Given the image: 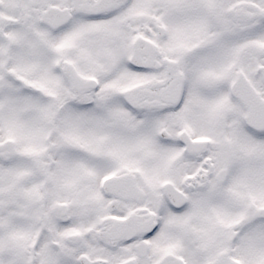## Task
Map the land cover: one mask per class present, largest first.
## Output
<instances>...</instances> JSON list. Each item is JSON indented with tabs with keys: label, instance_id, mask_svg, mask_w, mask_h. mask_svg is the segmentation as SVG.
<instances>
[{
	"label": "snow or ice",
	"instance_id": "obj_1",
	"mask_svg": "<svg viewBox=\"0 0 264 264\" xmlns=\"http://www.w3.org/2000/svg\"><path fill=\"white\" fill-rule=\"evenodd\" d=\"M0 264H264V0H0Z\"/></svg>",
	"mask_w": 264,
	"mask_h": 264
}]
</instances>
